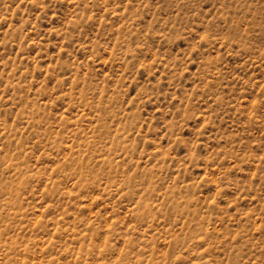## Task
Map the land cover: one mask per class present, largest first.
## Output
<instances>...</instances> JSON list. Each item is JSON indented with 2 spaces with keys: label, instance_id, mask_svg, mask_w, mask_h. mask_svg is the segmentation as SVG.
<instances>
[{
  "label": "rangeland",
  "instance_id": "obj_1",
  "mask_svg": "<svg viewBox=\"0 0 264 264\" xmlns=\"http://www.w3.org/2000/svg\"><path fill=\"white\" fill-rule=\"evenodd\" d=\"M0 264H264V0H0Z\"/></svg>",
  "mask_w": 264,
  "mask_h": 264
}]
</instances>
